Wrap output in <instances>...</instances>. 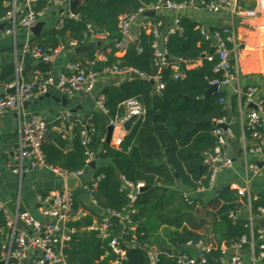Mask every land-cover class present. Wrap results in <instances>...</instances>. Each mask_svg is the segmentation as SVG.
Returning <instances> with one entry per match:
<instances>
[{
    "label": "trees",
    "instance_id": "1",
    "mask_svg": "<svg viewBox=\"0 0 264 264\" xmlns=\"http://www.w3.org/2000/svg\"><path fill=\"white\" fill-rule=\"evenodd\" d=\"M160 1L162 0H87L78 10L79 19L63 18L61 25L48 29L30 42L44 51L59 47L71 49L70 43L80 46L94 35H104L106 41L110 40L112 44L99 48L98 51L105 54L107 60L105 63H95V71L116 66L119 70L140 73L147 79H154L159 75L160 83L164 86L159 95L154 94L155 86L149 81L136 79L127 81L120 87L104 89L101 94L105 97V107L108 110L106 120L95 112L85 123L74 121L69 150L65 149L67 141L61 135H49L47 127L42 153L48 166L59 168L67 174H76L87 170L91 157L97 156L102 161L110 162V165L98 168L95 172L94 179L102 176L92 192L98 210L90 208L89 215L78 223H71L70 228L78 231L81 224L91 225L93 218L100 225L102 217L98 213L121 215L131 205L129 191L123 189L116 174L133 187L142 184L146 188L137 195V200L132 205L134 214L130 215V220L135 226L133 230L132 225H127L120 234L118 226L111 225L105 238H101L98 231L80 234L75 232L63 249L68 264H113L118 259L109 248V243L114 238L119 239L118 247L125 252V261L121 264H151L149 254L154 248H169L179 254H188L183 250L188 245L193 248L199 243L212 241L216 247L204 254L205 264H222V247L229 250L243 237L250 236L246 216L241 214L246 200L240 198L230 186L218 191L205 207L198 201L189 204L183 194L176 190L177 180L192 191L207 185L210 169L204 164V158L214 150V131L218 121H231L228 129L235 141L243 134L239 109L241 111L245 98L238 100L235 95L227 98L226 92L205 96L209 83L220 78L213 71L216 60L202 59L199 67L186 69L187 65L195 63L201 56L212 55L210 42L196 29L199 23L180 17L181 32L169 36L164 45L172 63L178 61L182 78L175 80L170 66L158 72L152 49L154 39L152 34L145 31L143 24L161 21L162 26L158 30L163 32L166 23L159 17L143 19L136 31L138 44H130L122 57H116L115 44L120 39L119 17L135 15L139 9ZM165 1L180 4L186 0ZM11 4L12 0H0V20L11 12ZM47 5L46 0H38L34 9L41 11ZM8 28H11V24ZM18 30L16 26V31ZM66 34L68 42L65 41ZM107 50L110 52L107 53ZM87 56L89 62H95L91 53ZM32 70L33 68L28 67L22 71V75ZM15 75L12 66L0 68V84H12ZM33 75L26 80L27 83ZM221 100L228 101L224 104ZM129 101L137 102L145 111V116L120 144L104 146L109 121L124 118V105ZM149 111L151 114H148ZM200 123H208L209 126L200 127ZM164 188L168 191H164ZM173 189L174 192L170 194L169 191ZM253 196L256 199L250 202V208L255 216L260 209L264 210V196ZM80 205L74 197L75 212ZM203 209L209 210L211 215L210 222L204 225L206 228L201 234L198 228L202 222L196 220L195 215ZM162 226L165 229L159 233ZM0 231L7 241L8 229L2 212ZM253 236L257 237L256 234ZM134 240L135 245L130 246ZM2 246L1 240L0 254ZM255 252H258V247ZM154 264H179L178 254H159Z\"/></svg>",
    "mask_w": 264,
    "mask_h": 264
},
{
    "label": "built area",
    "instance_id": "2",
    "mask_svg": "<svg viewBox=\"0 0 264 264\" xmlns=\"http://www.w3.org/2000/svg\"><path fill=\"white\" fill-rule=\"evenodd\" d=\"M48 5L41 11H35L32 7L38 0H12V10L7 14V17L0 20V24L8 21L10 22L12 29L8 33H15L16 26L24 31H29L36 23L43 21L54 11L59 9L67 8L69 3L75 0H46ZM243 0H186L180 4H174L162 0L155 5L147 8H141L135 15L132 16H120L118 19V29L120 33V39L115 44L117 54H123L124 50L130 45L135 43L137 37L133 34V26L137 24V19L140 18L144 13L153 11L155 14L162 11H167L173 14L171 25L166 29L163 35L159 32V27L150 22L144 23L143 28L149 34L153 36L152 49L154 51V58L158 67V72L167 67H171L173 72V78L175 80L182 78V72L179 68L178 61L172 63V60L167 56L164 45L167 42L169 36H173L176 33H180L181 29L179 26L180 17L187 11L199 12L203 11L209 16L218 15V11H222V14L229 17V24L219 27H208L205 24L199 23L197 30L204 37L205 40L210 42L211 56H204V59L211 61L216 60L214 66V73L220 76L219 79H215L209 83L210 86H217V94L221 93V88H233L234 95L241 99L245 98V104L255 105V110H249L247 112L246 120L243 123V136L245 134L255 142V146L249 151L252 155H263L262 150L264 149V99L258 98V90L253 87L241 88L239 82V65L236 60V32L234 27V21L237 19H257L260 16H264V6L261 4V0H258V5L253 10H244L241 8ZM17 13L19 18L17 19ZM64 18L77 20L79 19L78 14L73 15L68 12ZM62 24L60 21L59 25ZM140 23H138V27ZM93 44L97 42H105L106 37L104 35H94L89 38ZM71 47H75V44L71 43ZM64 50L63 47H59L53 50H46L32 45L26 41L22 47V54L30 57L34 63L44 62L52 63L55 57L60 51ZM110 51L108 50L107 53ZM168 57V59H167ZM106 55L103 53H97L95 62H91V65L95 63H105ZM191 63L189 65H192ZM188 66V65H187ZM135 72L132 70H119L116 66L106 67L102 71L97 72L92 69L86 68L78 63L70 64L67 71L57 75L47 74L41 75L35 73L28 83H19L18 81L11 85L9 88H15V92L12 95L2 94L0 95V116L3 114L16 111L19 107L30 101L34 95L44 96L49 94L51 91H56L64 96H72L77 94L92 95L95 92V85L106 76L114 78H125L128 79L130 73ZM137 73V72H136ZM139 76L144 75L138 73ZM155 85V95H159L164 89L162 83H160L159 75L152 79ZM221 103L226 101L221 100ZM134 105V106H133ZM95 109L103 117L108 116V110L105 107V97L101 93L97 94L94 98ZM126 108L125 117L122 119H115L109 121L108 125L114 127V131L118 130L121 125L132 115L138 116V121H142L145 116V111L135 101H129L125 103ZM71 114L68 112H62L56 118L63 124L71 121ZM230 120L222 119L216 123V130L214 136L216 138L215 147L211 154L206 155L204 158V164L209 166V176L207 185L194 191L197 194H204L212 192L217 183L219 174L223 171L231 170L233 168V160L228 154L226 149L227 138H231L232 134L228 129ZM225 125L227 130L224 131L217 126ZM47 133V124L39 119L33 118L27 122H22L19 127V146L17 153L18 165L15 167L13 172L21 175L37 169H44L52 173L53 175L65 180L68 177H80L82 172L76 174H67L59 168L48 166L45 163L44 155L42 153V145L44 143ZM86 140H84V143ZM94 158L91 157L90 163ZM264 163V157L263 161ZM264 167V166H263ZM244 170L247 174L244 180V186L240 187L237 185H230V187L237 192V195L246 200L244 205V215L248 222V228L250 229V236L243 237L239 243L235 244L231 249L222 247V264H245L243 252L248 250L250 253L251 264L262 263L264 260V230L257 225L260 220L264 221V210L260 209L258 215H252L250 202L255 200L250 191V175L257 173V167L253 164H249L247 159L244 163ZM102 176L95 178L90 185H86L83 189L87 192L90 202L96 205L92 198V192L97 188ZM122 181V187L124 190L129 191L128 199L130 206L121 215L112 214L109 212L103 213L102 222L99 227V232L107 237L110 231L111 225L110 217L119 218L120 222L124 225H132L130 215L134 214L132 205L137 200V194L132 193L133 189H139L142 184H138L136 187L131 186ZM183 198L191 204L194 199L188 197L183 193ZM39 200L45 204V207L41 211V217H48L54 219L55 223L44 224L27 213H19V219L24 222L31 231V234L20 229L16 220L10 215L5 208V203L0 200V212L4 215L6 228L8 229L7 242L2 247L0 254V262H7L10 259H15L17 264H27L28 256L34 252L38 257L30 264H68L65 256L57 251V245L60 242H69L71 236L75 233L74 228H70V224L74 221V195L66 189L62 191H53L50 193L48 198H41ZM51 203V205H49ZM58 222L62 223V227L57 225ZM134 226H131L133 230ZM253 234L257 237L254 238ZM119 239L114 238L109 243L110 250L118 256V259L113 264H121L125 261V252L120 250L118 247ZM215 242L199 243L196 249H200V262L198 259L188 254H178L179 264H205L204 254L214 249ZM188 247H191L188 245ZM256 247L258 252L256 253ZM234 252V254H232ZM158 253L152 252L149 254L150 263L154 264L157 260Z\"/></svg>",
    "mask_w": 264,
    "mask_h": 264
},
{
    "label": "crops",
    "instance_id": "3",
    "mask_svg": "<svg viewBox=\"0 0 264 264\" xmlns=\"http://www.w3.org/2000/svg\"><path fill=\"white\" fill-rule=\"evenodd\" d=\"M261 1V4H263L264 6V0ZM258 3V0H243L241 3V8L244 10H253L256 8ZM68 12V7L64 8V13L62 15H56L53 20L47 21L44 28L46 30L42 31L41 35L48 29L54 28L55 26L59 25L60 21H62V19L67 16ZM16 16L18 19V13ZM155 17L163 19L166 23L165 30L163 32H160L163 35L166 29L171 25L173 14L167 11H162L160 13H157ZM181 17H187L192 21L205 24L208 27L212 28L229 24L225 15L218 14L216 16H209L203 11H187L183 13ZM150 23L156 25L159 28L162 26L161 21H158L157 23ZM3 24L5 26L0 29V68L12 66L15 69L16 75L15 80L14 82H12V84H0L1 92H5L10 89L9 87L15 84L17 81L19 83H25L26 80H29L33 73H36V71L33 69L32 71L25 72V75H22V71H24L28 67L33 68L34 65V61L30 57L22 54V47L24 43L26 41L31 42L33 37L29 35L28 31H24L21 29H19L15 33L9 34L8 31L12 29V26L11 28H8L10 22L5 21L0 25ZM234 27L236 32L235 42L237 46L235 53L236 60L239 65L240 87L244 89L253 86L258 90V98L264 99V16H260L257 19H237L234 21ZM67 38L68 34H66L65 37L66 42L69 41ZM84 45L95 44H93L91 40L88 39ZM75 47H72L71 49H64L58 53V55L51 63L52 67L50 74L57 75L60 73H64L67 71L68 66L73 63H78L86 68L95 71V64L91 65V62H89L87 56L90 53L74 54L73 49ZM98 50V48H94L91 54L96 57V54L100 53ZM122 55L123 54H117L116 57L120 58L122 57ZM201 63V59H199L194 64L186 66V69L199 67ZM127 81H130V79H117L114 77L106 76L99 82L101 85H105V88H101L98 91L95 90L92 95L83 94L84 96H81L80 94H77L69 97L65 96L69 98V103L66 109L52 98L46 99L43 98V96L34 95V97L30 101L25 102L27 104L23 103L18 110L10 111L0 116V200H2L4 203H8L11 201L14 202L16 207L18 208L19 213H27L36 220L43 223L44 218L41 217V211L45 207V204L41 202L42 200H39V197L43 198L42 196H46V198H48L50 196V193H52L53 191H62L66 189V180H62L44 169L33 170L21 175L15 174L13 172L15 167L18 165L17 153L19 146L20 124L22 122H27L33 118H39L43 120L49 128L48 134L61 135L63 140L67 141L65 149L69 150V142L73 137L72 129L74 121L79 120L85 123L87 118L95 113V96L99 93H102V91L106 88L120 87ZM225 92L227 93V98L234 96L232 87L226 88ZM49 94L54 99H60L62 96H64L56 91H51ZM227 101L228 100H226V103ZM247 107L248 104L244 103L241 111L239 109L241 128L243 127V123L246 120ZM73 109H77L76 113L74 114L70 111ZM62 112H68L69 114H71L72 119L69 123L63 124L59 121H56L57 116ZM137 123L128 133L125 132L122 128L115 130L113 132L112 139L109 145L116 146L120 144L122 140L133 131ZM254 146L255 142L247 134H245L244 136L242 134L238 141H235L233 137L227 138L226 149L228 151V154L232 158L234 165L231 170L223 171L219 174L215 189L212 192L197 194L182 185L181 181L177 180L176 177V190L179 193H184L188 197L194 199V201L202 203L205 207L209 201L214 199L216 193L221 189L230 185H237L240 187L244 186V180L247 176L244 170V163L247 159L249 164H253L257 167V173L255 175L249 174L250 191L253 195L255 194L264 196V167L259 168L256 164V162L263 161L264 154H250L249 150ZM165 163L167 164V162ZM108 165H110V162L98 159L96 161L95 170H91L88 167L87 170L82 172V175L77 178L78 184L76 186L75 192H73V195L75 198H77L81 205L75 212L76 214L74 216L73 223H78L89 215V205L91 202L87 192L83 189V187L92 183V181L94 180L95 172L98 168L106 167ZM163 190L168 191V189L166 188H164ZM173 192L174 189L169 191L170 194H172ZM170 199L173 200L172 195H170ZM49 205H51V203H49ZM203 210L207 211V217L209 221L196 218V215H199ZM203 210L198 211L195 215L196 220L202 222L198 228V231L201 234H203L205 231L204 229L206 228V226L204 225H207L210 222L211 215V212L209 210ZM98 214L103 217L102 213ZM241 214H244V212L242 211ZM97 224L98 220L96 218H93L91 225L86 226L81 224L78 231L75 230V232L80 234L83 232L98 231L100 237L105 238L99 232V227L97 226ZM163 227L164 226L159 229V233L163 232V230L165 229ZM133 228H135V226ZM123 229L124 225L120 222L118 225V231L120 234L123 232ZM2 237H4V240ZM5 237L6 236H3L2 231H0V242L2 240L3 246L7 242L5 240ZM67 243L68 242H60L57 245V251L63 254V249L66 247ZM129 245L134 246L135 240L132 241ZM169 250H171L173 253L179 254L178 251H175L173 249ZM183 250H186L189 255L195 257L196 259H198L200 256V249L187 246ZM152 251L158 253V255L160 254V249L157 250L156 248H154L152 249ZM106 256L107 254L104 255V257ZM37 257L38 255L36 253H30V255L28 256L27 264L33 262ZM243 257L245 264H251L250 253L245 252L243 254ZM101 259H103V257H101Z\"/></svg>",
    "mask_w": 264,
    "mask_h": 264
},
{
    "label": "water",
    "instance_id": "4",
    "mask_svg": "<svg viewBox=\"0 0 264 264\" xmlns=\"http://www.w3.org/2000/svg\"><path fill=\"white\" fill-rule=\"evenodd\" d=\"M87 0H75V1H72L69 3L68 5V9H69V13L73 14V15H76L78 13V10L79 8L83 5L84 2H86ZM34 7H32L33 9ZM64 13V9H60L58 10L57 12H54L52 13L49 17H46L43 21H40L38 23H36L32 28L29 29V35L33 38H39L42 31H45L46 29L45 28V24L47 21H50V20H53L54 17L56 15H62ZM217 14H222V11H218ZM19 16V15H18ZM156 14L151 11V12H147V13H144L140 18L137 19V24H135L133 26V34L136 36V31H137V28H138V23H141L143 19H153L155 18ZM227 19H229V17H227ZM5 25H0V29H2ZM112 44V41L110 40H107L106 42H97L95 43V45H80V46H76L74 49H73V52L74 54H80V53H91L93 51L94 48H103L105 45H110ZM135 44H138V41L137 39L135 40ZM204 55L201 56V60L204 59ZM168 59V57H167ZM51 67H52V64L50 63H44V62H37V63H34L33 65V69L41 74V75H47V74H50L51 72ZM128 78L130 80H133V79H136V80H143V81H149V83L151 85H154V81L152 79H147L145 77H141L138 75V73L136 72H132L129 74ZM103 89L105 88V85H101L100 83H97L95 85V90L98 91L99 89ZM217 86H210L208 88V90L206 91L205 93V96H208V95H211V94H217ZM226 91V88H221V92H225ZM15 92V88H11V89H8L7 91L5 92H1L0 91V95L2 94H6V95H12L14 94ZM81 96H84L83 94H80ZM43 98H52L53 100H55L56 102L60 103L61 106L63 108H67L68 106V103H69V98L68 97H65V96H62L60 99H54L53 97H51L50 94H46L43 96ZM27 104V103H25ZM134 106V105H133ZM256 107L255 105L253 104H250L248 105L247 107V112L249 110H255ZM73 114L76 113L77 109H73V110H70ZM95 112H98L96 109H95ZM148 114H151V112L149 111ZM104 120H106V117H103ZM138 122V116L136 115H132L130 118H128L122 125V129L125 131V132H130L133 128V126ZM198 126L200 127H208L209 124L208 123H200L198 124ZM218 128L226 131L227 130V127L225 125H219L217 126ZM113 132H114V127L112 125H108L107 128H106V135H105V140H104V146H107L110 144L111 142V139H112V135H113ZM262 154H264V149L262 150ZM98 160V157L95 156L94 159L88 164V167L91 169V170H95L96 169V161ZM256 164L258 165L259 168H263L264 166V163L263 162H256ZM116 178H117V181L119 183H122L121 181V178H120V175L119 174H116ZM66 180V190L71 192L73 194V192H75L76 190V186L78 184V179L76 177H68L65 179ZM146 190L145 187H140L139 189H133L132 190V193L134 194H141L142 192H144ZM90 208L92 209H95V210H98V207L96 205H93L92 203H90L89 205ZM5 208L6 210L10 213V215L16 220V224L17 226L26 231L27 233L31 234V231H30V228L24 223L22 222L19 217H18V208L16 207L15 203L14 202H8V203H5ZM196 218L197 219H201V220H206V221H209L208 217H207V211L206 210H203L199 215H196ZM239 220V219H238ZM109 221L113 224V225H116L118 226L119 223H120V220L119 218L117 217H110L109 218ZM44 224H51V223H55V220L54 219H50L48 217H45L44 218V221H43ZM57 225L59 227H62V223L61 222H58ZM257 225L260 226L263 230H264V221L263 220H260L257 222ZM245 252H248V250L244 251L242 254H244ZM160 254H166L168 256H171L172 254L173 255H176L177 253H173L171 250L169 249H166V248H163L161 247L160 248ZM232 254H234V252H232ZM200 262V259H198V263ZM0 264H17V261L15 259H10L8 260L7 262L5 261H1Z\"/></svg>",
    "mask_w": 264,
    "mask_h": 264
}]
</instances>
